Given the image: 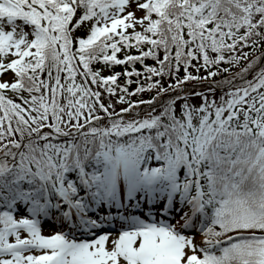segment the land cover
<instances>
[{
	"label": "snow or ice",
	"instance_id": "obj_1",
	"mask_svg": "<svg viewBox=\"0 0 264 264\" xmlns=\"http://www.w3.org/2000/svg\"><path fill=\"white\" fill-rule=\"evenodd\" d=\"M0 264H264V0H0Z\"/></svg>",
	"mask_w": 264,
	"mask_h": 264
},
{
	"label": "rangeland",
	"instance_id": "obj_2",
	"mask_svg": "<svg viewBox=\"0 0 264 264\" xmlns=\"http://www.w3.org/2000/svg\"><path fill=\"white\" fill-rule=\"evenodd\" d=\"M46 231H47V229H46Z\"/></svg>",
	"mask_w": 264,
	"mask_h": 264
}]
</instances>
